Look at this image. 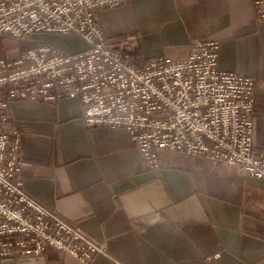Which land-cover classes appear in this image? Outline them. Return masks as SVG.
Returning <instances> with one entry per match:
<instances>
[{"label":"crops","instance_id":"1","mask_svg":"<svg viewBox=\"0 0 264 264\" xmlns=\"http://www.w3.org/2000/svg\"><path fill=\"white\" fill-rule=\"evenodd\" d=\"M256 0H130L95 12L110 40L135 36L136 57L184 58L193 41L220 43L219 69L258 81L254 145L264 148V23ZM0 38V59L16 60L45 41L84 51L76 34ZM49 44V43H47ZM51 45V44H50ZM26 192L107 246L92 264H264V180L238 168L170 152L149 169L127 131L88 127L77 98L17 100ZM0 264H84L49 250Z\"/></svg>","mask_w":264,"mask_h":264},{"label":"built area","instance_id":"2","mask_svg":"<svg viewBox=\"0 0 264 264\" xmlns=\"http://www.w3.org/2000/svg\"><path fill=\"white\" fill-rule=\"evenodd\" d=\"M130 0H0V38L76 34L87 44L69 54L42 43L16 60L0 59V261L43 257L51 249L92 264L107 246L25 190L21 137L12 126L17 100L77 98L91 128L124 130L145 165L161 168L166 152L239 169L264 180V148L254 145L258 81L219 69L220 43L193 41L184 58L136 57L135 36L110 40L95 19ZM264 23V0L255 1Z\"/></svg>","mask_w":264,"mask_h":264},{"label":"rangeland","instance_id":"3","mask_svg":"<svg viewBox=\"0 0 264 264\" xmlns=\"http://www.w3.org/2000/svg\"><path fill=\"white\" fill-rule=\"evenodd\" d=\"M55 36H57L61 40H64V38H65V34H56ZM23 41H28V40H23ZM45 42L53 45V43L51 41H45Z\"/></svg>","mask_w":264,"mask_h":264}]
</instances>
